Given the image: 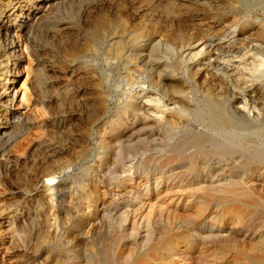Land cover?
Instances as JSON below:
<instances>
[{
  "label": "rangeland",
  "instance_id": "374dc122",
  "mask_svg": "<svg viewBox=\"0 0 264 264\" xmlns=\"http://www.w3.org/2000/svg\"><path fill=\"white\" fill-rule=\"evenodd\" d=\"M259 58L264 0H0V264H264Z\"/></svg>",
  "mask_w": 264,
  "mask_h": 264
},
{
  "label": "bare ground",
  "instance_id": "6f19581e",
  "mask_svg": "<svg viewBox=\"0 0 264 264\" xmlns=\"http://www.w3.org/2000/svg\"><path fill=\"white\" fill-rule=\"evenodd\" d=\"M9 43V42H8ZM15 44V43H14ZM257 57V56H256ZM253 60V59H252ZM250 74L251 75H256L259 76V74H263L264 71V60L259 58L257 59V62L250 64V68H249ZM13 72V71H12ZM15 72V71H14ZM249 74V75H250ZM14 78V77H13ZM12 90V89H11ZM7 92V91H6ZM5 92V93H6ZM9 93V92H8ZM25 96V95H24ZM8 98V97H7ZM10 98V97H9ZM8 98V99H9ZM12 98V97H11ZM25 99V98H24ZM53 180V179H52ZM51 182V181H50ZM50 192V190H49ZM234 213V212H233ZM241 262V261H240ZM249 264V263H248Z\"/></svg>",
  "mask_w": 264,
  "mask_h": 264
}]
</instances>
